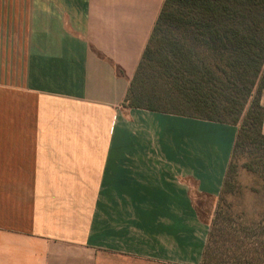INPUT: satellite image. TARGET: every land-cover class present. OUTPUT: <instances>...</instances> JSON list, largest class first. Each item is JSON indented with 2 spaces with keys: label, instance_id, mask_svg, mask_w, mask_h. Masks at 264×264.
Returning <instances> with one entry per match:
<instances>
[{
  "label": "crops",
  "instance_id": "crops-1",
  "mask_svg": "<svg viewBox=\"0 0 264 264\" xmlns=\"http://www.w3.org/2000/svg\"><path fill=\"white\" fill-rule=\"evenodd\" d=\"M165 2L17 0L0 264H202L196 201L220 197L238 127L123 107Z\"/></svg>",
  "mask_w": 264,
  "mask_h": 264
},
{
  "label": "trees",
  "instance_id": "trees-1",
  "mask_svg": "<svg viewBox=\"0 0 264 264\" xmlns=\"http://www.w3.org/2000/svg\"><path fill=\"white\" fill-rule=\"evenodd\" d=\"M263 93L264 0H166L123 107L238 127L221 203L242 159L264 179ZM250 227L217 213L202 264H264Z\"/></svg>",
  "mask_w": 264,
  "mask_h": 264
},
{
  "label": "rangeland",
  "instance_id": "rangeland-1",
  "mask_svg": "<svg viewBox=\"0 0 264 264\" xmlns=\"http://www.w3.org/2000/svg\"><path fill=\"white\" fill-rule=\"evenodd\" d=\"M25 22L24 16L18 13L17 0H0V87L15 85L19 80L15 72L16 60L22 51ZM6 73L7 78L4 76ZM245 161L238 162L235 186L221 203L219 198L217 201L202 196L197 198L200 219L209 225V233L219 212L248 228L264 220V179L246 171L243 168Z\"/></svg>",
  "mask_w": 264,
  "mask_h": 264
}]
</instances>
